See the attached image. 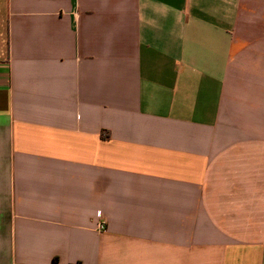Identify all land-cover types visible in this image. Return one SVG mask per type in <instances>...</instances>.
Masks as SVG:
<instances>
[{
  "label": "crops",
  "instance_id": "crops-1",
  "mask_svg": "<svg viewBox=\"0 0 264 264\" xmlns=\"http://www.w3.org/2000/svg\"><path fill=\"white\" fill-rule=\"evenodd\" d=\"M0 264H264V0H0Z\"/></svg>",
  "mask_w": 264,
  "mask_h": 264
},
{
  "label": "built area",
  "instance_id": "built-area-1",
  "mask_svg": "<svg viewBox=\"0 0 264 264\" xmlns=\"http://www.w3.org/2000/svg\"><path fill=\"white\" fill-rule=\"evenodd\" d=\"M97 229L99 231H104L105 230V223L104 222L97 223Z\"/></svg>",
  "mask_w": 264,
  "mask_h": 264
}]
</instances>
